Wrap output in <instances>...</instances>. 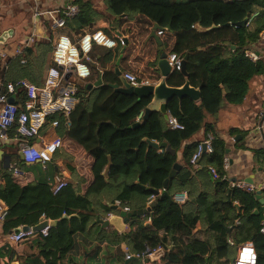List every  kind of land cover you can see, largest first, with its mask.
<instances>
[{
	"label": "trees",
	"instance_id": "obj_1",
	"mask_svg": "<svg viewBox=\"0 0 264 264\" xmlns=\"http://www.w3.org/2000/svg\"><path fill=\"white\" fill-rule=\"evenodd\" d=\"M71 2L79 6L78 15L63 27L50 30L48 39H39L26 48V63H21L20 57L7 59V66L1 67L7 81L27 78L39 85L54 40L60 34H67L74 41L75 32L103 17L109 26L94 29L117 38L115 32L122 33L124 24L129 26L123 31L130 32L129 22L136 19L140 36H146L151 21H156L163 30L160 35L162 48L168 53L187 55V77L192 86L200 89V99L173 97L167 103V110L184 125L183 129H168L166 116L159 110H152L143 122L132 126L150 97L121 94L109 85L118 81L114 71L122 47L118 40L113 47L93 44V61L89 63L91 74L78 81V101L68 116L70 125H65L62 113L47 116V122L59 120L57 131L65 147L52 156L46 167L18 159L19 173L14 174L9 164L0 166V200L6 210L2 235L7 236L21 225L34 226L41 217L54 220L47 235L32 231L37 235L32 245L38 248L45 264H79L76 257H83V254L76 250L88 252L94 248L90 255L96 256L99 246L91 245V241L107 238L110 243H116L114 251L110 252V247L107 251L119 261L125 257L121 242L134 254L135 261L140 259L136 254L146 247L161 244L167 250L165 258L169 257L172 264H230L234 245L252 239L257 253L256 264H264V233L259 230L263 217L259 210L255 212L259 209V201L256 193L231 188L228 178L222 177V158L228 149L225 141L215 134L212 152H203L198 160L205 165L202 170L188 161L198 142L183 145L185 140H192L201 127L205 134L213 132L212 123L205 122V115L217 114L223 104H241L249 81L254 76L264 75V58L253 61L245 54L255 49L253 46L264 29V0H102V9L91 0ZM254 11L258 14L248 25L240 24ZM194 24L202 30L194 28ZM172 34L174 39L170 40ZM160 53L161 46L156 59ZM126 59L125 52L120 59L121 71L126 69ZM158 73L157 70L153 77L158 78ZM184 78L180 70H173L166 80L169 85L178 86ZM99 79L102 83L95 86ZM14 96L20 108L26 98L24 87L17 86ZM142 119L143 114L139 121ZM15 129L9 130L11 137L16 134ZM150 141L165 142L166 146L155 147ZM160 147L162 152L158 151ZM4 149L5 154H12L16 147L8 148L4 144ZM256 151L259 153L262 149ZM67 152H72V157ZM179 153L183 159L181 164ZM61 156L69 158L65 165L72 179L54 191V177L60 173L56 161ZM86 156L91 157L90 160ZM74 163L80 166L82 174ZM175 163L179 167L168 180L167 194H154V190L164 187ZM209 165L219 172L218 179H212ZM31 172L33 175L29 174ZM200 174L205 178L203 184L208 182L212 191L200 190L192 197V184ZM88 180L90 182L84 186ZM182 189L192 198L177 202L172 196ZM152 194L155 196L151 199ZM116 199L126 203L130 210L144 208L154 199L150 224L142 222L140 216H133L128 220V231H122L117 238H109L111 230L108 232L101 227L96 210L106 215L119 213V207L113 208ZM235 219L239 224L234 223ZM197 222L205 226L209 234L207 239L193 237ZM227 226L232 229L227 230ZM103 231L108 236L102 237ZM78 234L80 249L75 239ZM0 249L15 253L9 245ZM0 264H7V261Z\"/></svg>",
	"mask_w": 264,
	"mask_h": 264
},
{
	"label": "built area",
	"instance_id": "obj_2",
	"mask_svg": "<svg viewBox=\"0 0 264 264\" xmlns=\"http://www.w3.org/2000/svg\"><path fill=\"white\" fill-rule=\"evenodd\" d=\"M80 11L76 3L69 2L60 4L56 9H44L35 7L32 15L31 32L13 44V52L9 53L7 46L0 48V58L7 64L8 58L20 57L21 63L27 62L24 55L25 49L30 47L41 36L36 32L37 16H44L48 20L50 30L63 27L67 21L78 15ZM258 14L254 11L246 18L245 25H248L252 19ZM47 30V28H46ZM45 30V31H46ZM163 33L162 29L157 31L158 35ZM117 38L111 37L101 29L84 28L74 33V41L67 34H60L53 43L49 62L46 64L41 76L40 84H35L27 78H21L16 81H7L0 91V141L3 144L16 147L18 159L25 163H39L42 167H46L51 161L52 156L63 146V140L58 133H53L50 137H46L47 132L54 131L59 126L57 118L47 122V116L52 113H62L66 118L65 125H70L68 116L78 101L76 96L78 81L91 74L89 63L93 61L91 51L93 44L106 47H113L117 44V40L121 45L124 44L123 35H116ZM49 38V35L46 39ZM264 39V32L261 34ZM5 43V42H4ZM251 60L255 61L259 55L251 50L245 53ZM170 70H181L183 56L174 52L168 53L166 57ZM52 62V63H51ZM124 77L132 85L149 84L150 80L143 78L131 71H124ZM17 86L24 87L26 90V98L19 108L16 99H14V90ZM13 97V98H12ZM141 112L138 117L142 116ZM259 123L257 128L264 130V110L260 112ZM168 129H183L184 125L167 110L166 115ZM16 127V134L11 137L9 130ZM215 134L211 131L207 132L201 139L195 151L189 158V163L196 167L198 160L203 152L210 153L213 150V140ZM158 143V142H157ZM158 151L162 152L160 147ZM14 174L19 173V169L15 163H9ZM222 177L227 178V169L229 168V158L224 155L222 158ZM208 170L212 179L220 177L219 172L213 165L208 166ZM67 183L66 179H58L53 184V190L58 191ZM231 188H237L246 192L256 193L257 190L264 188V182L255 184L244 179L229 181ZM163 190L160 189L159 191ZM154 194L150 198H154ZM187 192H175L172 198L177 202H183L187 199ZM116 207L122 211H130L126 203H122L119 199L114 202ZM6 213L5 206L0 200V219L2 220ZM112 214L108 213L104 220L108 219ZM47 224L40 229L41 235H47L51 226L48 218ZM239 223V220H236ZM260 232L264 233V218L261 220ZM31 228L23 230L21 225L18 230L12 231L7 235L9 242H20L24 237L31 234ZM166 247L159 244L156 247H146L140 254L136 256L147 257L151 261H160L166 257ZM125 258L133 257L127 247L124 248ZM257 253L252 239H248L240 243L232 264H256Z\"/></svg>",
	"mask_w": 264,
	"mask_h": 264
},
{
	"label": "crops",
	"instance_id": "obj_3",
	"mask_svg": "<svg viewBox=\"0 0 264 264\" xmlns=\"http://www.w3.org/2000/svg\"><path fill=\"white\" fill-rule=\"evenodd\" d=\"M91 1L95 5L94 0ZM69 2H71V0H0V33L7 28H12L14 31L12 37H10L5 43H0V48L7 46L9 53H12L14 49L13 44L22 39L23 37L27 36L31 32V21L33 10L35 9V7H39V9L41 10L56 9L58 5ZM102 6L101 4H98L96 7L101 8ZM139 16L141 15H137L136 17ZM135 20L136 19L130 20L129 22L132 27V30L130 32L123 31L126 30V28L129 26H126L125 24L122 26V33L119 31L115 32L116 35H118L119 33L120 35H123L126 43L125 49L122 53V56L125 54V52L127 54V59L125 62L126 69H124L122 72L131 71L143 78L149 79L150 83H155L161 77L160 70L158 69L159 57L158 59H156L158 48H160L161 46V52L166 51L167 54L168 50L162 48L163 46L160 35H158V41L151 35V31L154 27V24H158L156 21H151V25L149 26V31L146 36H140L137 28V24L139 22ZM108 26V21L103 17H99L95 21H93V23L89 27L85 28L90 29L97 27L104 29ZM192 26L197 30H202V27H200L198 24H194ZM159 29H161V27ZM159 29H156V34ZM49 31L50 28L48 27V20L43 15H38L36 18V32L41 36L39 39H46L49 35ZM263 32L264 29L259 33L260 39L258 40L257 44L253 46V48L255 49H249L251 51L256 52L259 55V58H264V39L261 38V34ZM173 39L174 35L172 34L170 40ZM233 47L234 46L232 45V48ZM4 66H7V64H5V61L0 58V91L4 89L3 85L7 82V79L4 78L1 72V67L4 68ZM157 70L159 72L158 78H154L153 75L157 74ZM254 83V95L249 96L248 94H246L241 104H223L217 114L205 115V122L212 123L213 133L223 139L228 146L229 150L225 155H227L229 158V168L227 169L226 173L229 181L237 179H251L252 182L255 184L264 182V130L260 131L257 128L260 120V112L264 110V75L254 76ZM14 99H16L15 96ZM54 132L58 133L57 129H55L53 133ZM204 136V127H201V129L196 133L194 138L192 140H185L183 145L188 144L191 141L199 142L201 139H203ZM236 141H238L237 144L235 143ZM7 146L8 148L11 147L10 145ZM63 147H65V145ZM257 149H262L263 152L261 151L257 153ZM12 151V154H5L4 144L0 142V166H4V162L17 163L18 155L16 153V149H13ZM178 159L180 164L183 163V159L181 158L180 153L178 155ZM63 160H65L63 156L57 158L56 163L59 166L60 173L55 175L54 182H56L58 179H66L67 181L72 179L71 173L67 169ZM74 164L78 168L79 173L82 174L80 166L76 163ZM204 167L205 165L200 162L196 166L197 169L201 170L204 169ZM29 174H32V172ZM204 180L205 178L202 174L198 175L196 182L192 184L194 190V194L192 195V197H194L200 190L208 189V192L211 193L212 188L210 184L206 181L207 185H204ZM89 182L90 181L88 180L83 185L85 186ZM181 191H185V189L176 192ZM99 196L100 195H98L97 197ZM187 196L189 197L188 194ZM192 197H189V199H191ZM258 210L262 213V217L264 218V214L261 209V203H259V209H257L256 211ZM96 211V218L98 219L101 227L106 229V231L108 230V232L111 230L109 233V238L112 239L116 237V235H119L122 231H128L130 229L128 221L126 222L122 231L117 230L112 225H103L100 219L104 220L106 214H104L102 210L100 212L98 210ZM110 213L116 215V212ZM140 217L142 222H144L145 224H150V213L141 215ZM236 220L238 219H235L234 223L239 224L236 223ZM1 225L2 220L0 219V248L3 245H9L15 253L10 254L7 250L0 249V263L7 261V264H10L14 260H16V264H45L43 256L41 255V253H38V248L35 245H32L33 239L37 237L36 234L31 233L24 237L20 242H9L7 240V236L2 235ZM227 227H230L229 229H227L229 231L232 229L231 226ZM112 230H114L113 233H111ZM106 235L107 234L105 233V231L101 233L102 237H105ZM208 236L209 234L205 231V226L201 222H197L194 229L193 237L199 239H207ZM75 239L79 247L78 249H80V234H78ZM109 240L110 239L107 238L104 240L91 241V245L96 244L99 246V250L96 256L90 255L94 248H92L88 252H85L84 249H82L81 252L80 250H76L77 252L79 251V253L83 254V257H76L79 260V264H125V260L128 258L124 257L122 261H119L118 257H113V255L110 254V252L114 251L116 243H110ZM120 246L124 251L126 244L124 242H121ZM109 247L110 249L112 248L110 252L107 251L109 250ZM237 247L238 244H235L233 247L232 255L234 254V250L237 249ZM77 256H79V254ZM166 259L167 258H164L160 261H151L147 257H140V259L136 261L134 258H132L126 264H164ZM63 261L65 262L66 259H64Z\"/></svg>",
	"mask_w": 264,
	"mask_h": 264
},
{
	"label": "water",
	"instance_id": "obj_4",
	"mask_svg": "<svg viewBox=\"0 0 264 264\" xmlns=\"http://www.w3.org/2000/svg\"><path fill=\"white\" fill-rule=\"evenodd\" d=\"M246 21V19H243L240 24H244ZM160 26L158 24H154V27L151 31V35L156 39L159 40L158 34H156V29H159ZM13 29L12 28H7L4 29L1 33H0V43L6 42L10 37L13 36ZM120 35V33L118 34ZM126 43L124 42V44L122 45L121 49H120V53L119 56L116 60V64L114 67V71L115 74L118 77V81L114 82V83H109V85L118 93L121 94H125V95H135L138 98H143V97H150V101L149 103L145 106L144 110H143V119L141 121H135L132 126H137L139 123L143 122L144 119L149 116V114L151 113L152 110H159L161 113H163L165 116L167 115V103L169 102V100H171L173 97H177L179 100L182 99L183 97H189L195 101H198L200 99V89L198 87H194L190 84L189 80H188V75H187V70H186V61H187V55H185L183 57L182 60V67H181V73L184 75V82L181 85H169L167 83V77L169 76V74L171 73L170 70V66L168 64V61L166 59L167 57V52L166 51H162L160 53L159 59H158V69L160 70L161 73V77L159 78V80L155 83H149V84H142V85H132L131 83H129L126 78L123 75V72L120 70L119 65H120V59L122 56V53L125 49ZM102 83V81L99 79L97 82H95V86H98ZM1 142V141H0ZM151 145H154L155 147L157 146H166L165 142H162L160 144H158L155 141H150ZM229 149H227L228 152ZM5 158V157H4ZM9 163L4 162V166H8ZM110 165H107L106 169H105V173L108 170V167ZM179 167L178 163H175L173 168L171 169L170 173H169V177L167 179H165L164 181V187L163 190L161 191H157L154 190V194L156 195H166L167 194V184H168V180L170 177L174 176L176 173V169ZM234 181V180H232ZM247 181L252 182L251 179H247ZM264 194L262 193L261 190H257L256 191V198L258 199L259 203H261V209L263 211L264 214ZM155 201L154 199L151 200L149 202V204L144 207V208H140V209H135V210H131V211H120L119 214H112L108 219L103 220L100 219V221H102L103 225H112L114 226L117 230L122 231L124 229V226L126 224V222L133 216H141L147 213H151L150 210L152 208V206L154 205ZM113 208H116V206L114 205ZM257 212V211H255ZM55 223L54 220H49V224L53 225ZM47 224V220L44 219L43 217L40 218V221L34 225V226H23V230H28L31 228L32 231H40V229L42 227H44ZM227 229H229L230 227H226ZM19 228H17L16 230H18ZM15 231V230H14ZM171 245H169V249ZM234 254L230 259L231 264L234 261L237 249L234 250ZM132 258H135V256L130 257L128 259L125 260V264ZM16 260H14L13 262H11L10 264H16L15 263ZM164 264H171V261L169 259V257H167L166 261L164 262Z\"/></svg>",
	"mask_w": 264,
	"mask_h": 264
},
{
	"label": "rangeland",
	"instance_id": "obj_5",
	"mask_svg": "<svg viewBox=\"0 0 264 264\" xmlns=\"http://www.w3.org/2000/svg\"><path fill=\"white\" fill-rule=\"evenodd\" d=\"M94 2H95V5L97 6L98 4H101V6H102V2H101V0H94ZM99 9H102V7L100 8V7H98ZM126 25H128V24H126ZM50 53V52H49ZM49 59H50V57H48V59H47V63L49 62ZM46 63V64H47ZM123 70V69H122ZM254 93H255V83H254V77H253V79L251 80V81H249V91L247 92V94L250 96H252V95H254ZM51 135H53V131L52 130H50L49 132H47V134H46V137L48 138V137H50ZM62 150V149H61ZM68 153V155L69 156H71L72 157V152H67ZM89 160H90V158L91 157H88V156H86ZM69 161V158H65V160H63L64 162L65 161ZM86 162V164H87V160L85 161Z\"/></svg>",
	"mask_w": 264,
	"mask_h": 264
},
{
	"label": "clouds",
	"instance_id": "obj_6",
	"mask_svg": "<svg viewBox=\"0 0 264 264\" xmlns=\"http://www.w3.org/2000/svg\"><path fill=\"white\" fill-rule=\"evenodd\" d=\"M115 205V204H114ZM117 208V207H116ZM120 211H122V210H120ZM131 211V210H130ZM127 212V211H126ZM110 213V212H109ZM116 214H119V213H116Z\"/></svg>",
	"mask_w": 264,
	"mask_h": 264
}]
</instances>
